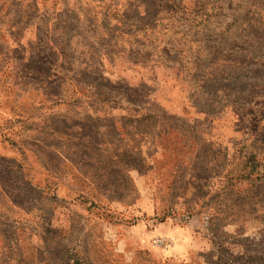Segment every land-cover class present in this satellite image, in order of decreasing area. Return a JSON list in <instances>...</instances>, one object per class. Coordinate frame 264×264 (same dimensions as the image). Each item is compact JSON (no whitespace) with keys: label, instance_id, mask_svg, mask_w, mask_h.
I'll return each mask as SVG.
<instances>
[{"label":"rangeland","instance_id":"rangeland-1","mask_svg":"<svg viewBox=\"0 0 264 264\" xmlns=\"http://www.w3.org/2000/svg\"><path fill=\"white\" fill-rule=\"evenodd\" d=\"M0 264H264V0H0Z\"/></svg>","mask_w":264,"mask_h":264},{"label":"crops","instance_id":"crops-1","mask_svg":"<svg viewBox=\"0 0 264 264\" xmlns=\"http://www.w3.org/2000/svg\"><path fill=\"white\" fill-rule=\"evenodd\" d=\"M165 89H170L171 90V89H173V87H172L171 84L163 85V90H161L162 95H159L160 96V102L162 101L163 103H167L169 100H171L173 102V100H174L173 97L168 100L167 97L163 94V91Z\"/></svg>","mask_w":264,"mask_h":264}]
</instances>
